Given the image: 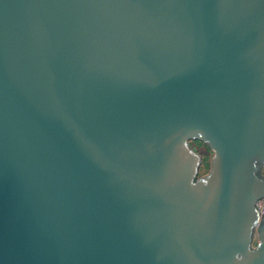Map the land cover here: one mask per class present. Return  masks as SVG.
I'll return each instance as SVG.
<instances>
[{
	"label": "water",
	"instance_id": "obj_1",
	"mask_svg": "<svg viewBox=\"0 0 264 264\" xmlns=\"http://www.w3.org/2000/svg\"><path fill=\"white\" fill-rule=\"evenodd\" d=\"M263 166L264 0H0V264H264Z\"/></svg>",
	"mask_w": 264,
	"mask_h": 264
},
{
	"label": "rangeland",
	"instance_id": "obj_2",
	"mask_svg": "<svg viewBox=\"0 0 264 264\" xmlns=\"http://www.w3.org/2000/svg\"><path fill=\"white\" fill-rule=\"evenodd\" d=\"M191 148H193L198 154L201 155L202 158V164L200 166L199 170V177H204L206 176L210 170H211V161L213 157V153L211 150L208 148V146L199 141V140H193L190 142ZM261 174L264 175V166L261 168ZM257 242V239L255 238L254 244Z\"/></svg>",
	"mask_w": 264,
	"mask_h": 264
},
{
	"label": "built area",
	"instance_id": "obj_3",
	"mask_svg": "<svg viewBox=\"0 0 264 264\" xmlns=\"http://www.w3.org/2000/svg\"><path fill=\"white\" fill-rule=\"evenodd\" d=\"M256 206H257V209L259 210V212L261 214H264V199L259 200L257 202Z\"/></svg>",
	"mask_w": 264,
	"mask_h": 264
}]
</instances>
